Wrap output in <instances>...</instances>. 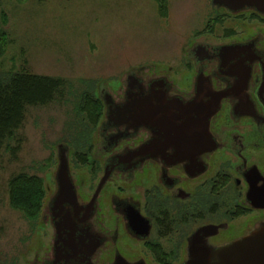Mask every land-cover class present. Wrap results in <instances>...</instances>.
Listing matches in <instances>:
<instances>
[{
	"label": "flooded vegetation",
	"instance_id": "obj_1",
	"mask_svg": "<svg viewBox=\"0 0 264 264\" xmlns=\"http://www.w3.org/2000/svg\"><path fill=\"white\" fill-rule=\"evenodd\" d=\"M262 1L212 8L248 17L246 33L192 39L180 66H139L97 85L99 117L80 133L82 150L68 145L71 194L54 206L52 176L41 208L50 240L27 264L198 263L193 246L264 224Z\"/></svg>",
	"mask_w": 264,
	"mask_h": 264
},
{
	"label": "rangeland",
	"instance_id": "obj_2",
	"mask_svg": "<svg viewBox=\"0 0 264 264\" xmlns=\"http://www.w3.org/2000/svg\"><path fill=\"white\" fill-rule=\"evenodd\" d=\"M0 8L8 38L0 68L65 81L63 98L27 106L0 152V264H27L40 243L44 254L50 229L41 226L42 209L28 217L10 205L9 180L26 173L38 176L45 192L47 184L53 187L56 146L82 150L80 133L96 120L94 113L90 121L86 110H78L87 101L84 95L94 97L98 84L120 81L139 66H180L188 41L219 42L246 33L250 19L238 23L219 16L210 0H166L162 11L157 0H0Z\"/></svg>",
	"mask_w": 264,
	"mask_h": 264
},
{
	"label": "trees",
	"instance_id": "obj_3",
	"mask_svg": "<svg viewBox=\"0 0 264 264\" xmlns=\"http://www.w3.org/2000/svg\"><path fill=\"white\" fill-rule=\"evenodd\" d=\"M157 2L162 11L166 6V0ZM6 23V12L0 8V55L8 41L4 31ZM64 93L65 81L60 77L33 74L27 72L25 68L8 71L0 68V152L20 127L27 106L50 103L63 98ZM84 97L87 101L79 105L78 110H86L90 120L93 113L99 116L101 110L99 101H95L88 94ZM8 194L9 203L14 209L21 210L28 217H34L41 210L45 190L38 176L19 173L10 178Z\"/></svg>",
	"mask_w": 264,
	"mask_h": 264
},
{
	"label": "water",
	"instance_id": "obj_4",
	"mask_svg": "<svg viewBox=\"0 0 264 264\" xmlns=\"http://www.w3.org/2000/svg\"><path fill=\"white\" fill-rule=\"evenodd\" d=\"M250 1L210 0V4L213 9L236 13L247 10ZM262 2L264 3V1ZM56 153L57 165L53 175L56 191L53 196L54 200H52L54 206L61 203L63 197L70 195L72 189L68 145L59 143L56 146ZM192 249L195 257L201 259V261L197 263L195 260H191L186 264H264V224L254 232H250L232 242L220 244L215 248L197 249L193 246Z\"/></svg>",
	"mask_w": 264,
	"mask_h": 264
}]
</instances>
